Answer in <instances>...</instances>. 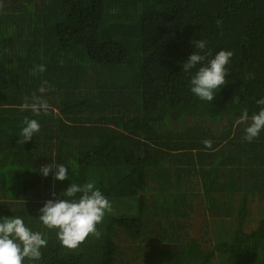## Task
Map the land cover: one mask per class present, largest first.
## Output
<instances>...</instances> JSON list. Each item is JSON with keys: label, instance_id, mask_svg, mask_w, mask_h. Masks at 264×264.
I'll return each mask as SVG.
<instances>
[{"label": "trees", "instance_id": "trees-1", "mask_svg": "<svg viewBox=\"0 0 264 264\" xmlns=\"http://www.w3.org/2000/svg\"><path fill=\"white\" fill-rule=\"evenodd\" d=\"M195 40L234 53L212 102L190 91L201 65L182 70ZM33 94L47 115L21 110ZM260 99L264 0H0V218L48 241L23 264H264V130L244 140ZM89 182L111 211L69 249L40 209Z\"/></svg>", "mask_w": 264, "mask_h": 264}, {"label": "clouds", "instance_id": "clouds-1", "mask_svg": "<svg viewBox=\"0 0 264 264\" xmlns=\"http://www.w3.org/2000/svg\"><path fill=\"white\" fill-rule=\"evenodd\" d=\"M221 24L217 21V25ZM196 51L191 54L186 63L183 64V71L190 73L193 69L201 65L190 80V91L201 101L212 102L216 96V90L223 87L229 75L228 64L234 53L232 51L221 50L215 54L214 58L211 51H206V40L192 41ZM206 62V63H205ZM43 65L39 66L38 71L44 72ZM249 78H254L249 76ZM44 91L43 88L40 89ZM257 104L264 106V99L257 101ZM21 110H31L39 116L42 112L48 114L49 104L41 96L35 94L31 97V102L25 97V101L20 105ZM251 122L245 128L244 140L252 142L260 132L264 130V107L250 118ZM249 121V113L245 108L241 116L236 121L237 124H244ZM25 127L22 128L20 135L23 142L30 141L34 134L40 131V124L35 119L24 118ZM206 148H212L211 140H204ZM55 168L54 179L64 181L68 179V169L64 165H45L40 169L43 176L47 177L52 169ZM77 193H82L79 200L62 199L49 200L40 209L39 220L48 230H57L56 235L62 246L75 249L81 245L90 234L99 235L97 225L104 220L105 213L111 211L109 200L96 188L95 183L89 182L83 186L72 183L63 194L65 197L74 198ZM55 196V193H53ZM48 241L41 232L32 231L28 228L23 218H0V264H23L25 259L40 260L42 257L41 249L47 247Z\"/></svg>", "mask_w": 264, "mask_h": 264}]
</instances>
